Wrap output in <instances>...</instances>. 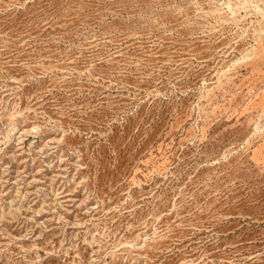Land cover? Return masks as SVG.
Here are the masks:
<instances>
[{"label":"rangeland","instance_id":"1","mask_svg":"<svg viewBox=\"0 0 264 264\" xmlns=\"http://www.w3.org/2000/svg\"><path fill=\"white\" fill-rule=\"evenodd\" d=\"M0 264H264V0H0Z\"/></svg>","mask_w":264,"mask_h":264}]
</instances>
